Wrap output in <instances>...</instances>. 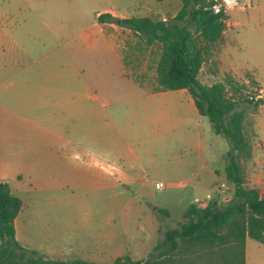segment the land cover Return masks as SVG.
Masks as SVG:
<instances>
[{
	"label": "rangeland",
	"instance_id": "rangeland-1",
	"mask_svg": "<svg viewBox=\"0 0 264 264\" xmlns=\"http://www.w3.org/2000/svg\"><path fill=\"white\" fill-rule=\"evenodd\" d=\"M256 1H259V6L255 11L247 7L224 6L227 24L225 33L214 44L212 54L199 73L204 83L225 81V76L229 74L234 81L244 85L240 92H234L225 81L227 95L246 108L244 131L252 143L253 152L258 148V141L264 142V93L259 95L260 88L264 90V84L260 81H264V0ZM35 2L32 7L12 11L8 19V24L15 26L19 40L16 48L6 55L5 95L8 104L15 111L36 116L40 122L52 127L54 125L56 129L85 133L86 146L92 149H105L117 142L121 144L115 129L117 124L123 136L142 152L147 172L143 174L145 179L136 186L114 181L116 184L108 182L106 187L94 189L81 171L74 169L69 170L65 180L69 185L79 186H69L68 191L61 194L56 189L54 195H41L31 185L24 194L25 220L20 231L28 243L43 245L47 243L49 230L43 224L42 214L56 217L58 213L68 212L79 218L77 237L86 242L73 246V255L78 256L89 250L100 258L94 264H107L113 259L112 255L124 251L121 242H126L134 259L144 258L151 250L152 243L159 239V234L163 235L167 227L177 226L183 220L184 210L192 203L194 196L184 202L174 203L171 201L172 195H169L167 206L170 213L165 216L158 213L155 216L153 224H158L160 229L153 231L147 212L151 211L152 203L160 201L170 190L168 186L156 187L155 181L167 180V174L179 159L191 156L188 146L195 138L196 127H175L161 132L150 126L147 115L156 109L155 101L152 99L143 106V91L127 77L146 90L157 89L155 65L160 45L157 42L148 43L114 22L98 21L97 12L110 8L114 9L113 15L121 17L147 15L154 19H168L175 15L181 2ZM233 21L237 23L233 25ZM86 31L92 35L102 34L109 39L97 36L93 41L86 42ZM117 50L122 55L124 73ZM3 64L1 57V68ZM232 70L237 73L236 77L232 75ZM86 84L91 85L92 89L96 88L94 91L104 104L85 98L83 88ZM245 97H253L257 106L246 101ZM182 98L181 93H174L165 101ZM167 109L174 113L181 110L177 107ZM17 127L21 130L24 128L22 124ZM222 138L228 144L227 139L224 136ZM112 162L121 165L117 160ZM240 163L245 182L254 185L257 169L253 157H242ZM221 181L227 185L222 190L219 185ZM206 191L210 193L211 200L224 204L233 193V184L226 176L223 178L218 174L196 196H202ZM50 221L53 223L50 227L55 229V219ZM100 230L111 231L117 236L110 241L99 236ZM99 240L103 241V251L96 248L95 242ZM249 242L256 244L257 241L249 239Z\"/></svg>",
	"mask_w": 264,
	"mask_h": 264
},
{
	"label": "crops",
	"instance_id": "crops-1",
	"mask_svg": "<svg viewBox=\"0 0 264 264\" xmlns=\"http://www.w3.org/2000/svg\"><path fill=\"white\" fill-rule=\"evenodd\" d=\"M35 1L0 0V59L3 57L4 60V66L0 67V180L7 181L10 190L22 199V206L14 218L15 237L21 245L37 249L51 258H83L98 263L100 258L98 254H94L92 251L88 250L78 256L72 254L73 246H78L79 243L86 244V242L77 237L80 230L79 218L73 217L68 212L58 213L56 217L42 214L43 224L49 230L47 243L43 245L28 243V239L20 231L25 220L23 207L26 190L32 185L35 187V191L41 195H54L56 189L60 194L65 190L68 191L69 186L78 185H69L65 180V175L71 169L81 171L82 176L90 181L89 186L94 189H101L106 187L108 182L113 183L114 181L136 186L145 179L143 174L147 172V168L143 161L142 152L134 147L132 141L123 136L117 124H115V129L120 136L119 138L122 139H118L121 144L117 142L105 149H92L86 146L85 133L72 132L65 128L56 129L54 125L52 127L40 122L36 116L15 111L8 104L5 95L7 89L6 55L19 44L15 26L9 25L8 19L12 11L20 10L22 7H32L36 4ZM258 6L259 1L250 0L247 9L255 11ZM104 11H110L112 14L114 9L107 8ZM99 13L97 12V15ZM235 22L233 21V25ZM224 33L225 29L223 35ZM97 36L109 39L102 34L92 35L89 31L85 32L84 39L86 42H90ZM117 55L124 73L122 55L119 51ZM203 64L200 70L203 68ZM231 72L236 77L237 73L234 70ZM127 78L143 91V106L150 103L149 101L152 99L155 101L156 109L147 115L151 127L161 132L172 130L175 127H196L195 138L188 146V150L192 153L191 156L179 159L177 165L167 174V180L158 179L155 181L156 187L168 186L170 190L164 194V198L160 201L152 203L151 211L147 212V216L153 224L152 220L158 213H162L163 216L170 213L169 206H167L169 195H172V202L181 203L193 196L194 199L198 192L205 190L212 178H217L218 174L225 178L223 154L229 145L223 140L221 134L214 132L208 118L198 112L186 88L146 90L144 86L136 83L133 79ZM260 81L264 84V81ZM94 90L96 91V88L92 89L91 85L86 84L83 88L85 98L104 104ZM174 93H181L183 98L165 101ZM171 107H177L181 110L174 113L167 109ZM21 124L24 126L22 130L16 128V125L21 126ZM257 144L256 151L253 152L252 149V157L257 169L254 185L259 188L261 193H264V142L258 141ZM112 160L119 161L121 165L114 164ZM55 180L58 181L55 182ZM159 181L162 182V185L158 186L156 183ZM206 193L208 192L206 191ZM51 219L56 221L57 227L55 229L50 227L53 224ZM158 228L160 229L158 224L156 226L153 224L154 232L159 230ZM98 234L110 241L117 236L111 231L103 232L100 230ZM162 236L159 234L158 238L160 239ZM249 239L253 238L247 237L245 240V264H264V243L253 239L257 242L251 244ZM102 243V240L95 242L96 248L100 251L103 249ZM121 245L124 251L115 253L111 259L124 253H128L134 258L132 251L127 248L126 242H121Z\"/></svg>",
	"mask_w": 264,
	"mask_h": 264
},
{
	"label": "trees",
	"instance_id": "trees-1",
	"mask_svg": "<svg viewBox=\"0 0 264 264\" xmlns=\"http://www.w3.org/2000/svg\"><path fill=\"white\" fill-rule=\"evenodd\" d=\"M174 16L154 19L147 15L116 16L104 11L98 21H110L128 28L148 43L157 42L160 53L155 65L157 89L186 88L215 133L228 141L224 152L225 176L233 184L230 198L220 204L212 199L202 207L190 203L177 226L167 227L141 259L117 255L107 264H245L247 237L264 243V193L248 185L240 160L252 157V143L244 131L245 106L226 93L225 81L234 92L243 84L231 75L225 81L204 83L198 73L212 54L214 44L223 37L226 12L215 10L217 0H180ZM248 102L253 97L244 98ZM22 199L0 180V264H94L83 258L56 259L28 248L15 237L14 218Z\"/></svg>",
	"mask_w": 264,
	"mask_h": 264
},
{
	"label": "built area",
	"instance_id": "built-area-1",
	"mask_svg": "<svg viewBox=\"0 0 264 264\" xmlns=\"http://www.w3.org/2000/svg\"><path fill=\"white\" fill-rule=\"evenodd\" d=\"M250 5V0H217V2L213 5L215 10H218L220 6H223V9L225 10L224 6H235L237 8H246ZM261 93L259 95H262L264 93L263 88H260ZM156 185H162V182H157ZM221 190L226 188L227 185L224 181L220 182ZM209 200H211L210 193H206L204 196H196L193 199V203H195L197 206L202 207L205 206Z\"/></svg>",
	"mask_w": 264,
	"mask_h": 264
}]
</instances>
